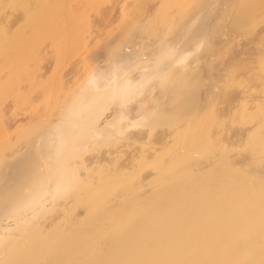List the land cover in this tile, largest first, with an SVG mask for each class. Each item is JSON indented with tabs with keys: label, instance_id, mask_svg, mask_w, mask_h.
Listing matches in <instances>:
<instances>
[{
	"label": "rangeland",
	"instance_id": "obj_1",
	"mask_svg": "<svg viewBox=\"0 0 264 264\" xmlns=\"http://www.w3.org/2000/svg\"><path fill=\"white\" fill-rule=\"evenodd\" d=\"M198 38L153 138L55 157L95 64ZM0 264H264V0H0Z\"/></svg>",
	"mask_w": 264,
	"mask_h": 264
},
{
	"label": "clouds",
	"instance_id": "obj_2",
	"mask_svg": "<svg viewBox=\"0 0 264 264\" xmlns=\"http://www.w3.org/2000/svg\"><path fill=\"white\" fill-rule=\"evenodd\" d=\"M198 23V19L191 23L184 39L191 36ZM207 42L198 38L187 48L165 42L155 54L151 50L137 49L133 53L130 48L123 52L118 48L102 64H95L50 129L55 157L70 159L77 153L86 157L93 154L94 148L103 150L126 143L132 133L146 132L148 138H153L167 114L163 96L157 97L156 93L164 94L173 87L172 70L187 72ZM113 109L115 114L106 119ZM69 125L72 136L66 135ZM73 186L74 178H70L65 194Z\"/></svg>",
	"mask_w": 264,
	"mask_h": 264
},
{
	"label": "bare ground",
	"instance_id": "obj_3",
	"mask_svg": "<svg viewBox=\"0 0 264 264\" xmlns=\"http://www.w3.org/2000/svg\"><path fill=\"white\" fill-rule=\"evenodd\" d=\"M240 65V66H239ZM238 66L241 67V64H239ZM238 68V67H237Z\"/></svg>",
	"mask_w": 264,
	"mask_h": 264
}]
</instances>
